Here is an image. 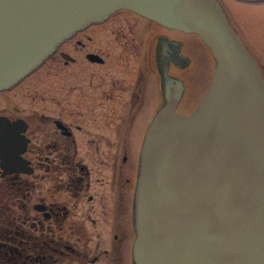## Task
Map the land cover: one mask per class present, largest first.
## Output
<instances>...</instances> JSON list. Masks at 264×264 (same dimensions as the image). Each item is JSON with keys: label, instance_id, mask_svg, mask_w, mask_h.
<instances>
[{"label": "flooded vegetation", "instance_id": "1", "mask_svg": "<svg viewBox=\"0 0 264 264\" xmlns=\"http://www.w3.org/2000/svg\"><path fill=\"white\" fill-rule=\"evenodd\" d=\"M193 36L117 9L0 89V264H133L144 133L168 87L187 113L210 84Z\"/></svg>", "mask_w": 264, "mask_h": 264}, {"label": "water", "instance_id": "2", "mask_svg": "<svg viewBox=\"0 0 264 264\" xmlns=\"http://www.w3.org/2000/svg\"><path fill=\"white\" fill-rule=\"evenodd\" d=\"M117 9L195 33L214 61L193 110L168 87L144 133L133 264H264V80L218 0H0V89Z\"/></svg>", "mask_w": 264, "mask_h": 264}, {"label": "rangeland", "instance_id": "3", "mask_svg": "<svg viewBox=\"0 0 264 264\" xmlns=\"http://www.w3.org/2000/svg\"><path fill=\"white\" fill-rule=\"evenodd\" d=\"M219 2L227 15L229 24L239 35L245 48L258 62L264 78V0H219ZM193 37L199 41L203 52L198 49L199 57L191 59V65L188 68L190 74L188 86L190 87V84L195 81L194 85L201 84L206 87L211 80L213 58L199 37L196 35ZM47 63L51 64L52 61ZM51 79L50 75L46 76L45 84L51 86ZM197 80L198 83H196ZM182 106L183 104L179 105V109ZM191 106L187 103L185 111H188Z\"/></svg>", "mask_w": 264, "mask_h": 264}]
</instances>
